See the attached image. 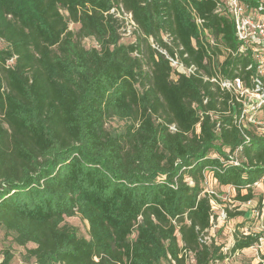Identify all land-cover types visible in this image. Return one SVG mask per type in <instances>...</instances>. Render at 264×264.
Returning <instances> with one entry per match:
<instances>
[{"label":"trees","instance_id":"obj_1","mask_svg":"<svg viewBox=\"0 0 264 264\" xmlns=\"http://www.w3.org/2000/svg\"><path fill=\"white\" fill-rule=\"evenodd\" d=\"M217 2L0 0V229L16 246L33 245L24 264L224 260L210 234L217 213L203 172L218 190L231 185L237 200H251L250 186L264 175V136L248 132L246 142L233 123L236 101L203 80L248 85L251 74L250 54H235L233 24ZM119 5L138 26L132 44L121 42L109 13ZM193 13L214 45L199 40ZM151 41L202 74L174 78ZM110 121L123 129L107 128ZM239 146L240 166L220 162ZM74 216L86 221L87 236L64 223ZM256 239L235 235L231 252ZM12 258L5 250L0 264Z\"/></svg>","mask_w":264,"mask_h":264},{"label":"built area","instance_id":"obj_2","mask_svg":"<svg viewBox=\"0 0 264 264\" xmlns=\"http://www.w3.org/2000/svg\"><path fill=\"white\" fill-rule=\"evenodd\" d=\"M216 12L228 17L233 24L234 36L238 43L235 54H245L247 52L250 54L252 63L246 68V71L251 72L247 80L248 85L239 77L232 79L224 78L221 75L208 77L198 71L194 65L184 66L177 54L170 56L165 49L159 47L153 41H151V44L155 50L168 59L174 71V78L178 76L177 74L186 76L195 75L196 73L202 74L204 81H209L220 91L227 92L233 97L238 105V111L234 113L233 123L244 140L248 142L250 140L248 132L264 136V0H218ZM109 13L119 20V32L122 39L136 38V35L139 34L138 26L129 12L124 11L122 6L119 5L118 7H113ZM193 19L199 30V40L205 36L209 44L214 45L215 40L207 34L206 29L203 27L204 21L195 16L194 13ZM162 39L165 44L171 45L172 38L169 34H163ZM179 49L181 50V47ZM183 56L185 57L186 54ZM9 62L11 63L12 60ZM231 103L233 105L234 102ZM171 129L174 130V127H171ZM241 151L242 146H239L232 153L227 152L226 158H221L220 162L223 161L229 165L240 166L245 161V159L239 157ZM203 177V194L205 193L210 198L212 210L216 212L218 205L223 206L222 211L217 213L216 219L221 220L223 224L228 221L226 208L229 211L237 212L239 211L238 208L245 206L247 210L244 212L249 213V215L245 217V213L244 216H239V218L242 217L243 222L248 224L256 223V232L252 231L249 226H238L237 228L228 229L232 242L221 247V251L225 256L223 261L226 262L231 256L236 257L243 252V250L231 252L235 235L239 238L251 236L257 239L247 250L253 251L256 264H264V175L250 186L253 195L255 190H261L262 197L258 202H254L255 198L247 202L237 200L235 188L231 185L223 186L218 190L216 188L217 182L209 170L203 172ZM246 192V188L240 191L242 195L246 194ZM217 193L221 195L218 197ZM219 198L221 204L218 203L217 199ZM207 240L209 241V236H204L202 241L205 242Z\"/></svg>","mask_w":264,"mask_h":264},{"label":"rangeland","instance_id":"obj_3","mask_svg":"<svg viewBox=\"0 0 264 264\" xmlns=\"http://www.w3.org/2000/svg\"><path fill=\"white\" fill-rule=\"evenodd\" d=\"M77 27H78L77 25H73V24L69 25L70 29H76ZM134 41H135V39H133V38L121 39V42L123 44H132V43H134ZM82 43L86 48L96 46L95 41H93L92 39H85V40H83ZM0 47H4V44L1 41H0ZM106 127L120 131L124 127V122L110 121L106 124ZM260 191H261L260 189L254 191V193H255L254 197H253V198H255L254 202H258V200L262 197V193ZM220 193H217L218 197L221 195ZM217 200L219 201L218 203L221 204L220 198ZM217 207L218 208L216 209V213H220L223 209V206L218 205ZM231 207H232V204H231ZM226 209L229 210L228 208H226ZM238 209H239V211H237V212L243 213L245 210H247V207L244 206V207H240ZM231 212H233V211H231ZM244 213H246V212H244ZM248 215H249V213H246L245 217H248ZM64 223L73 227L79 236H87L88 225H87L86 221H84L79 216L66 218L64 220ZM213 225H214V227H213V230L210 234L215 239L216 245H220V244L225 245V244L232 242L231 235H230V233H228L229 228H237L238 226L242 225V226H249L252 231H255V232L257 231L256 230V223L248 224L246 222H243L242 217L241 218L236 217L234 219H228V221H225L223 224L221 223V220L216 219L214 221ZM31 247H33V245H31V244L27 245L26 247H19V246L14 245L12 243L11 237L9 235H6L5 232L2 229H0V261L3 258V251L9 250L13 255V258H12V261L10 264H24L25 263L24 259H25V254H26L25 249L31 248ZM254 258H255V256L253 254V251L245 249L238 256H236V257L231 256L228 259V261H226V262L222 261V262L217 263V264H256V262L254 261Z\"/></svg>","mask_w":264,"mask_h":264}]
</instances>
